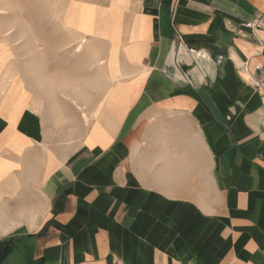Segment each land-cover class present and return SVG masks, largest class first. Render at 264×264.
<instances>
[{"label":"crops","instance_id":"0c3cea01","mask_svg":"<svg viewBox=\"0 0 264 264\" xmlns=\"http://www.w3.org/2000/svg\"><path fill=\"white\" fill-rule=\"evenodd\" d=\"M263 13L0 0V264H264Z\"/></svg>","mask_w":264,"mask_h":264},{"label":"rangeland","instance_id":"374dc122","mask_svg":"<svg viewBox=\"0 0 264 264\" xmlns=\"http://www.w3.org/2000/svg\"><path fill=\"white\" fill-rule=\"evenodd\" d=\"M5 62H6V60L4 58L0 59L1 65L5 64ZM24 62H26V60H20L19 64H22V63L24 64ZM33 64H34V69H36V70H40L42 68L41 60H35V62ZM6 72H14V71H12L10 68H7L5 70V73ZM14 77H15L16 81L15 82L13 81L14 83L13 82L9 83L8 80L4 81V75L2 76L3 81L6 83V85L10 86V89H11V87H13V89H15L14 91L12 90L13 91L12 96L17 98V100H18V98L20 97L21 91L24 89V82L20 79L18 74H16V76H14ZM14 94H15V96H14ZM15 102H14V104H16ZM13 109H15V108L13 107ZM13 112H14V110H13Z\"/></svg>","mask_w":264,"mask_h":264},{"label":"built area","instance_id":"2783aa9c","mask_svg":"<svg viewBox=\"0 0 264 264\" xmlns=\"http://www.w3.org/2000/svg\"><path fill=\"white\" fill-rule=\"evenodd\" d=\"M244 26L252 32L253 36L261 40L264 44V13L245 22ZM259 33L261 34V37Z\"/></svg>","mask_w":264,"mask_h":264},{"label":"bare ground","instance_id":"6f19581e","mask_svg":"<svg viewBox=\"0 0 264 264\" xmlns=\"http://www.w3.org/2000/svg\"><path fill=\"white\" fill-rule=\"evenodd\" d=\"M75 50L77 51V47L75 48ZM5 80H6V81L8 80V82H10V81H14V76H12V74H10V72H6V73L4 74V81H5ZM4 81H3V78H2V83H5ZM19 104H20V105H19V108L16 109L17 111H19V110L21 109V106H22L20 102H19ZM17 111H16V112H17Z\"/></svg>","mask_w":264,"mask_h":264}]
</instances>
